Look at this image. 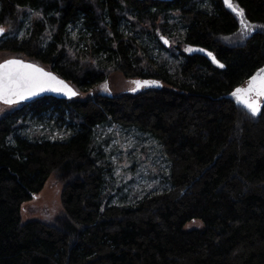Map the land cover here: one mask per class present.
I'll list each match as a JSON object with an SVG mask.
<instances>
[{
	"label": "trees",
	"instance_id": "16d2710c",
	"mask_svg": "<svg viewBox=\"0 0 264 264\" xmlns=\"http://www.w3.org/2000/svg\"><path fill=\"white\" fill-rule=\"evenodd\" d=\"M232 4L256 26L246 39L220 0H0V52L78 89L0 114V264H264V101L253 116L231 97L264 67V0ZM113 73L161 88L99 91ZM108 126L157 145L160 192L121 199L97 134ZM52 173L57 223L22 224Z\"/></svg>",
	"mask_w": 264,
	"mask_h": 264
},
{
	"label": "rangeland",
	"instance_id": "374dc122",
	"mask_svg": "<svg viewBox=\"0 0 264 264\" xmlns=\"http://www.w3.org/2000/svg\"><path fill=\"white\" fill-rule=\"evenodd\" d=\"M69 30L72 40H75L77 30L74 27H70ZM160 38L169 41L165 36H161ZM173 44L169 41L168 46H172ZM11 57L23 59V56L19 54L0 52V62ZM24 60L26 59L24 58ZM261 69H264V67ZM260 70L254 76H257ZM138 80H127L120 74L113 73L108 76L104 84V86L107 85L108 90L105 91L104 86L98 87V90L111 94L132 92V89L136 87L133 82ZM247 86L248 82H245L237 88L246 89ZM74 88L78 91L76 87ZM81 96H84V94H81ZM231 97L238 104L246 108L241 100L233 97L232 94ZM253 98L258 100L261 107L264 97H255L253 94ZM6 107L0 104V114L7 110ZM31 128L34 129L33 131L41 130V126L39 125L35 126L33 124ZM64 129L65 126L63 125L61 127L62 131H55L50 137H55L56 135L59 137L66 136L67 133H64ZM97 134L101 135V138L107 141V144L104 145V151L113 164V175L118 182V187L121 186L123 188L121 199L125 198V201L132 202L146 194L160 192L164 188L166 185L164 179L168 171L167 163L160 153L159 148L151 139L145 138L133 129L126 130L119 126H108L103 129H98ZM61 179L58 174L52 173L45 182L42 190L30 201L21 205L20 222L22 224L31 221H40L49 225H55L57 223L59 216L62 214L60 197L63 183ZM192 226H196V223Z\"/></svg>",
	"mask_w": 264,
	"mask_h": 264
},
{
	"label": "snow or ice",
	"instance_id": "6c2138e0",
	"mask_svg": "<svg viewBox=\"0 0 264 264\" xmlns=\"http://www.w3.org/2000/svg\"><path fill=\"white\" fill-rule=\"evenodd\" d=\"M224 2L240 17L242 27L240 35L246 39L256 26L251 25L244 19L243 10L234 6L231 0H224ZM4 33L5 29L0 27V36H3ZM164 43L168 44L169 41L165 39ZM200 51H203V49H200ZM208 55L211 56L212 54L209 53ZM212 59L219 64L214 56ZM219 66L224 67L223 64H219ZM133 83L136 87L132 91H137L142 86H158L157 81H134ZM104 89L105 91L108 90L107 85L104 86ZM43 91L62 92L68 96L77 95L64 81L35 65L26 64L21 60H8L0 64V102L9 106L19 104ZM253 94L255 97H264V69H261L257 76L251 78L247 89L237 88L232 93L233 97L241 100L248 111L256 116L260 112V105L258 100L253 98Z\"/></svg>",
	"mask_w": 264,
	"mask_h": 264
},
{
	"label": "water",
	"instance_id": "95a60500",
	"mask_svg": "<svg viewBox=\"0 0 264 264\" xmlns=\"http://www.w3.org/2000/svg\"><path fill=\"white\" fill-rule=\"evenodd\" d=\"M150 1H157V2H170V1H172V0H150ZM221 2H222V4L224 5V7L225 8H227L228 10H230V11H232V9L231 8H229L226 4H225V2H224V0H220ZM231 2H232V0H231ZM233 12V11H232ZM235 13V12H234ZM164 40L165 39H162L161 38V41H162V43L164 42ZM165 44V43H164ZM169 45V43L168 44H165V46H168ZM196 52H198V53H200V54H202V55H204L208 60H210L214 65H217V66H219V64L218 63H216V62H214V60L212 59V57L214 56L212 53V55L210 56V55H208L210 52H208V51H206V50H203V51H200V48H197L196 49ZM215 57V56H214ZM8 60H21V61H23V62H25L26 64H32V65H35L36 67H38V68H40V69H43L45 72H49V73H51V74H53L55 77H57L59 80H62V81H64V83H66L73 91H75L76 93H77V95H75V96H68V95H65L64 93H62V92H55V91H43V92H41V93H39L38 95H36V96H32L31 98H29V99H27V100H24V101H22V102H20L19 104H25V103H29V102H31V101H33V100H35V99H38V98H42V97H52V98H55V99H59V100H70V99H73V98H76L77 96H78V91L70 84V83H68L66 80H64L63 78H61V77H59L57 74H55L53 71H51V70H48V69H46V68H44V67H42V66H40V65H38V64H36V63H33V62H31V61H28V60H24V59H22V58H15V57H11V58H8V59H5V60H3L2 62H0V64H3L4 62H6V61H8ZM251 80V79H250ZM249 80V81H250ZM138 81H141V80H138ZM142 81H149V80H142ZM249 81H248V86H249ZM248 86H247V88H248ZM143 88H145V89H149V88H161V83L160 82H158V86L157 85H153V86H142V87H140L137 91H140V90H142ZM246 88V89H247ZM133 92H136V91H133ZM0 104H2V105H5L4 103H2V102H0ZM19 104H14V105H19ZM5 106H9V105H5ZM10 106H13V105H10Z\"/></svg>",
	"mask_w": 264,
	"mask_h": 264
}]
</instances>
